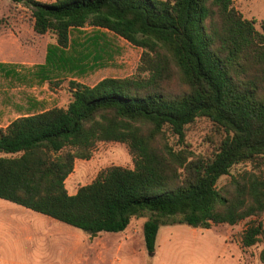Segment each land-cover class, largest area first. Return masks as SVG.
<instances>
[{"label":"trees","instance_id":"16d2710c","mask_svg":"<svg viewBox=\"0 0 264 264\" xmlns=\"http://www.w3.org/2000/svg\"><path fill=\"white\" fill-rule=\"evenodd\" d=\"M30 11L33 31L52 33L48 64H69L70 30L101 29L142 50L137 73L72 83L67 108L24 114L0 129V199L89 234L119 233L147 215L142 233L154 254L163 225L234 226L264 211V34L234 8L235 0H10ZM263 30H264V24ZM52 56V57H51ZM178 72L185 90L165 83ZM207 119L216 136L208 158L175 151L185 129ZM100 142L124 144L133 168L111 166L69 195L76 159ZM250 171L234 176V165ZM223 176L226 187L217 188ZM263 234L251 223L241 245ZM264 264V247L259 253Z\"/></svg>","mask_w":264,"mask_h":264},{"label":"rangeland","instance_id":"374dc122","mask_svg":"<svg viewBox=\"0 0 264 264\" xmlns=\"http://www.w3.org/2000/svg\"><path fill=\"white\" fill-rule=\"evenodd\" d=\"M233 6L244 19L254 22L255 30L264 34V0H235ZM55 43L54 34L38 35L33 31L29 10L10 0H0L1 126L24 114L67 108L72 99V83L92 86L106 77L135 75L142 53L140 48L107 31L90 27L71 29L70 44L63 50L69 64L59 62L54 54L51 57L62 65L56 68L47 61ZM3 61L10 64H2ZM165 88L175 95L185 90L175 69ZM213 130L210 121L198 119L186 127L183 142L167 130L160 138L175 151L183 149L189 159L208 158L215 147ZM111 166L133 168L127 147L98 143L89 160L74 161L73 171L65 180L68 194H75L79 187L90 184ZM251 169L249 163L234 165L230 175ZM229 183L230 176H223L217 188ZM147 218L133 217L123 232L89 234L0 199V264H260L264 211L234 226L217 225L207 230L185 224L160 226L152 255L145 249L142 233ZM253 222L262 225L263 234L255 245L246 248L241 245V234Z\"/></svg>","mask_w":264,"mask_h":264},{"label":"crops","instance_id":"0c3cea01","mask_svg":"<svg viewBox=\"0 0 264 264\" xmlns=\"http://www.w3.org/2000/svg\"><path fill=\"white\" fill-rule=\"evenodd\" d=\"M2 64H10V62H7V61H3V62H1ZM1 66V65H0ZM3 66V65H2ZM9 123H7L6 125H4V126H1L0 125V128H2V129H4L7 125H8ZM100 234V233H99ZM99 234H97V235H99ZM157 238V237H156Z\"/></svg>","mask_w":264,"mask_h":264}]
</instances>
